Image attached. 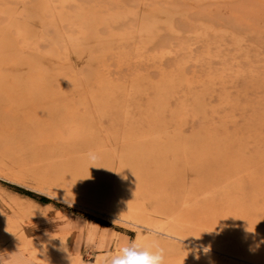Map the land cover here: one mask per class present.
<instances>
[{
    "label": "rangeland",
    "instance_id": "1",
    "mask_svg": "<svg viewBox=\"0 0 264 264\" xmlns=\"http://www.w3.org/2000/svg\"><path fill=\"white\" fill-rule=\"evenodd\" d=\"M130 241L264 264V0H0V264Z\"/></svg>",
    "mask_w": 264,
    "mask_h": 264
},
{
    "label": "clouds",
    "instance_id": "2",
    "mask_svg": "<svg viewBox=\"0 0 264 264\" xmlns=\"http://www.w3.org/2000/svg\"><path fill=\"white\" fill-rule=\"evenodd\" d=\"M108 264H164V249L155 242L144 245L130 241L110 257Z\"/></svg>",
    "mask_w": 264,
    "mask_h": 264
},
{
    "label": "bare ground",
    "instance_id": "3",
    "mask_svg": "<svg viewBox=\"0 0 264 264\" xmlns=\"http://www.w3.org/2000/svg\"><path fill=\"white\" fill-rule=\"evenodd\" d=\"M224 198V197H223Z\"/></svg>",
    "mask_w": 264,
    "mask_h": 264
}]
</instances>
